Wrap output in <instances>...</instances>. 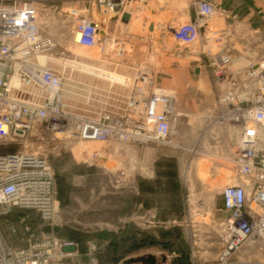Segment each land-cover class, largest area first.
Segmentation results:
<instances>
[{
    "label": "rangeland",
    "instance_id": "obj_1",
    "mask_svg": "<svg viewBox=\"0 0 264 264\" xmlns=\"http://www.w3.org/2000/svg\"><path fill=\"white\" fill-rule=\"evenodd\" d=\"M19 1L25 0H0V5ZM29 1L37 4L41 29L57 45L56 58L73 61L72 52H81L93 57L86 60L97 68L130 80L127 85L112 84L55 66L68 72L66 91L73 94L67 96L70 106L88 114L105 106L120 111L134 82L148 78L154 87L174 93V121L164 143L79 144L74 139H55L41 127L26 140L2 143L0 154L29 151L47 159L55 176L58 204L55 210L54 203L49 220L33 211H15L3 218L4 240L18 248L31 238L51 234L77 245V255L64 259L74 264H112L105 258L112 252L109 241L118 244L120 258L114 264H264V244L259 241L220 260L222 223L228 217L221 193L226 184L236 182V130L214 124L220 84L209 59L200 55L207 49L217 52V45L205 46L203 31L190 48L178 46L171 38V29L189 20L186 16L193 13L195 0H184V12L166 0H157V5L155 0L154 5L151 0H126L114 14L104 12L98 0ZM124 12L133 13L127 24L121 20ZM74 13L105 26L106 32L100 35L106 42L101 40L91 50L77 46L72 40ZM209 27L224 28L219 14L212 17ZM229 30L232 46L245 55L243 64L261 61L264 38H244L241 27ZM96 150L100 157L89 160ZM59 186L68 189L67 200L59 197ZM73 252L64 249V253Z\"/></svg>",
    "mask_w": 264,
    "mask_h": 264
},
{
    "label": "built area",
    "instance_id": "obj_2",
    "mask_svg": "<svg viewBox=\"0 0 264 264\" xmlns=\"http://www.w3.org/2000/svg\"><path fill=\"white\" fill-rule=\"evenodd\" d=\"M98 3L104 12L114 14L126 0ZM193 9V19L171 29L172 41L190 48L199 42L203 31L205 46L217 45L215 53L209 49L201 52L220 84L214 124L236 130V182L226 184L221 193L228 214L222 223L220 260L224 262L249 243L264 244V57L243 64L245 55L235 50L227 31L209 27L213 16L228 17V13L207 0H195ZM73 15L77 22L72 40L81 48H95L101 23ZM56 47L54 39L41 29L35 2L0 5V145L26 140L39 127L55 139L80 142H166L174 121L172 91L154 87L150 79L143 78L134 82L120 111L105 106L96 114L79 112L67 102L68 72L40 63L43 55H58ZM54 200L55 176L45 157L29 151L0 154V222L15 211H33L49 220ZM67 248L74 252L64 253ZM77 253L76 244L51 234L14 248L0 232V264H74L64 259Z\"/></svg>",
    "mask_w": 264,
    "mask_h": 264
},
{
    "label": "crops",
    "instance_id": "obj_3",
    "mask_svg": "<svg viewBox=\"0 0 264 264\" xmlns=\"http://www.w3.org/2000/svg\"><path fill=\"white\" fill-rule=\"evenodd\" d=\"M174 7L181 10L186 9L184 6V0H166ZM187 1V0H186ZM189 1V0H188ZM187 1V3H188ZM214 3L221 9L228 13V17L220 16V19L224 21V28L218 30L220 32L231 30L235 27H241L243 29V37L250 38L251 40H259L264 38V0H207ZM154 0H151L150 4H153ZM157 5V0H155ZM186 12V11H185ZM131 19L133 13H129ZM189 20L194 17V10L192 14L186 16ZM214 24H218L217 21ZM102 31L106 32L105 26H100ZM228 32V31H227ZM226 32V33H227ZM245 35V36H244ZM200 55V54H199ZM200 57H203L200 55ZM199 73V72H198Z\"/></svg>",
    "mask_w": 264,
    "mask_h": 264
},
{
    "label": "bare ground",
    "instance_id": "obj_4",
    "mask_svg": "<svg viewBox=\"0 0 264 264\" xmlns=\"http://www.w3.org/2000/svg\"><path fill=\"white\" fill-rule=\"evenodd\" d=\"M101 31H102V29L100 28V33H101ZM100 33H99L98 44L102 43L101 40H104L103 43L106 42V40H107V39H105V37L103 39H101ZM74 37H76V35H74ZM72 54L75 58V60H73V61H64V60L56 58L55 55H49L48 54V55H43L40 57V63L49 64L52 66H59L60 65V66L65 67V68H70V70H74V71L78 70L79 72L84 73V75H86L87 77H90V78L98 77V78H101L103 80H108L112 84L113 83H119V84L127 85L126 82L130 81L129 79L122 77L123 75L119 76L115 72L111 73V72H107V71H104L102 69L97 68L98 66H95L94 63H90L91 61L88 62L86 60V59H92L93 58V57H89L87 54H83L81 52H76V51L72 52ZM81 90H83V89H81ZM70 92L71 91L69 90L68 91L69 96L72 95V94H70ZM179 115L180 114H178V116ZM84 143L89 144L90 142H79V144H84ZM99 157H100V153H99V151L96 150V153L94 152V153L90 154L88 159L89 160H96ZM108 167L110 168L111 165H108ZM231 182H233V180H231ZM57 209H58V204H57V202H55V210H57Z\"/></svg>",
    "mask_w": 264,
    "mask_h": 264
},
{
    "label": "trees",
    "instance_id": "obj_5",
    "mask_svg": "<svg viewBox=\"0 0 264 264\" xmlns=\"http://www.w3.org/2000/svg\"><path fill=\"white\" fill-rule=\"evenodd\" d=\"M59 197L61 198V200H67L68 199V189L67 188H61L60 186H59ZM114 238H115V240H117L118 238H119V236H118V234H115L114 235ZM108 247L109 248H111V251L112 252H109V253H107V255H106V260L108 261V262H110V263H112V264H114V263H116L118 260H119V258H120V256L118 255V253H117V247H118V244H117V242H112V241H109L108 242Z\"/></svg>",
    "mask_w": 264,
    "mask_h": 264
},
{
    "label": "water",
    "instance_id": "obj_6",
    "mask_svg": "<svg viewBox=\"0 0 264 264\" xmlns=\"http://www.w3.org/2000/svg\"><path fill=\"white\" fill-rule=\"evenodd\" d=\"M130 19H131V15L128 12H124L121 18L122 22L127 24L129 23Z\"/></svg>",
    "mask_w": 264,
    "mask_h": 264
}]
</instances>
